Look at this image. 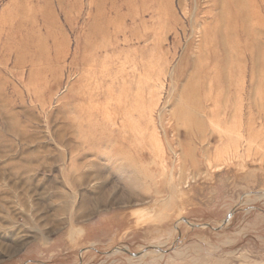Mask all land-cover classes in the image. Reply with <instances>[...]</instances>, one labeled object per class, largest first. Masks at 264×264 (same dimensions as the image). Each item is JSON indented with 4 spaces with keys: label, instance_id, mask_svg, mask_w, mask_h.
I'll use <instances>...</instances> for the list:
<instances>
[{
    "label": "rangeland",
    "instance_id": "1",
    "mask_svg": "<svg viewBox=\"0 0 264 264\" xmlns=\"http://www.w3.org/2000/svg\"><path fill=\"white\" fill-rule=\"evenodd\" d=\"M219 1L0 0V264H264V0Z\"/></svg>",
    "mask_w": 264,
    "mask_h": 264
},
{
    "label": "bare ground",
    "instance_id": "2",
    "mask_svg": "<svg viewBox=\"0 0 264 264\" xmlns=\"http://www.w3.org/2000/svg\"><path fill=\"white\" fill-rule=\"evenodd\" d=\"M219 2H221V4L224 6L225 10H228V5H235V3L240 4V0H220ZM242 18L244 19L245 22H247L248 17L242 13ZM223 22H227L230 21L231 19L233 20V17H231V15H229L228 11H226V13L223 15V17H221Z\"/></svg>",
    "mask_w": 264,
    "mask_h": 264
}]
</instances>
